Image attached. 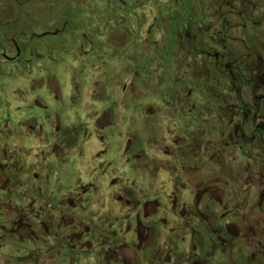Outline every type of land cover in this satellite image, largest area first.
Returning <instances> with one entry per match:
<instances>
[{"label": "flooded vegetation", "instance_id": "af4514ba", "mask_svg": "<svg viewBox=\"0 0 264 264\" xmlns=\"http://www.w3.org/2000/svg\"><path fill=\"white\" fill-rule=\"evenodd\" d=\"M0 264H264V0H0Z\"/></svg>", "mask_w": 264, "mask_h": 264}, {"label": "rangeland", "instance_id": "374dc122", "mask_svg": "<svg viewBox=\"0 0 264 264\" xmlns=\"http://www.w3.org/2000/svg\"><path fill=\"white\" fill-rule=\"evenodd\" d=\"M26 10H27V9H26ZM26 10H22V8H19V10H18V11L25 13V12H26ZM22 16H23V15H22Z\"/></svg>", "mask_w": 264, "mask_h": 264}]
</instances>
